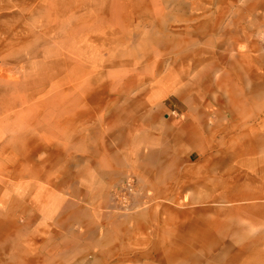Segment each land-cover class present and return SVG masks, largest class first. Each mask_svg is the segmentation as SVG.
<instances>
[{
    "label": "rangeland",
    "instance_id": "374dc122",
    "mask_svg": "<svg viewBox=\"0 0 264 264\" xmlns=\"http://www.w3.org/2000/svg\"><path fill=\"white\" fill-rule=\"evenodd\" d=\"M262 32L264 0H0V264H264Z\"/></svg>",
    "mask_w": 264,
    "mask_h": 264
},
{
    "label": "bare ground",
    "instance_id": "6f19581e",
    "mask_svg": "<svg viewBox=\"0 0 264 264\" xmlns=\"http://www.w3.org/2000/svg\"><path fill=\"white\" fill-rule=\"evenodd\" d=\"M189 102H190V108L192 110H195L194 108V102L191 98H189ZM241 111H231L230 112V116L233 120L236 119L235 115H241ZM231 120V119H229ZM227 130H231V129H227ZM240 138L241 137H233L232 139V144H235V143H238L240 141ZM250 146L251 148H248V146H243V147H240V148H237L235 149L233 152H231L229 155H227V157H229L230 159H235V158H241L244 153H248V152H245L246 150L250 149L249 152L250 153H254V141L250 142ZM150 161H153L154 163H152L154 166L160 168L162 171L166 170V168H168L164 162H163V158H161V154L159 152H153L151 153L150 155H148Z\"/></svg>",
    "mask_w": 264,
    "mask_h": 264
},
{
    "label": "crops",
    "instance_id": "0c3cea01",
    "mask_svg": "<svg viewBox=\"0 0 264 264\" xmlns=\"http://www.w3.org/2000/svg\"><path fill=\"white\" fill-rule=\"evenodd\" d=\"M6 239H7V238H6ZM6 239H3V238H2V247H5V248H3L5 251L9 248V247H8V242H7ZM8 256L13 257L12 254H10V253H7V252H3V253H2V257H5V259H6V258H9ZM6 260H7V259H6Z\"/></svg>",
    "mask_w": 264,
    "mask_h": 264
},
{
    "label": "built area",
    "instance_id": "2783aa9c",
    "mask_svg": "<svg viewBox=\"0 0 264 264\" xmlns=\"http://www.w3.org/2000/svg\"><path fill=\"white\" fill-rule=\"evenodd\" d=\"M260 40H261V41L263 42V44H264V32H262Z\"/></svg>",
    "mask_w": 264,
    "mask_h": 264
}]
</instances>
